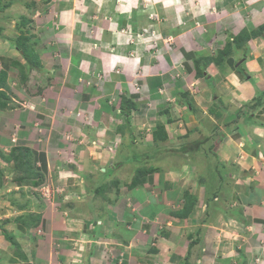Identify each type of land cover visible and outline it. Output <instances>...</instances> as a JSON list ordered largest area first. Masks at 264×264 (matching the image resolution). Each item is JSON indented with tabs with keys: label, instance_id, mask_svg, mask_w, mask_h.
Wrapping results in <instances>:
<instances>
[{
	"label": "rangeland",
	"instance_id": "374dc122",
	"mask_svg": "<svg viewBox=\"0 0 264 264\" xmlns=\"http://www.w3.org/2000/svg\"><path fill=\"white\" fill-rule=\"evenodd\" d=\"M13 2L0 0V14L6 13L7 24L11 22L6 25L5 15L0 16V32H24L45 69L36 75L25 60L19 74L22 68L29 74L12 82L0 77V113L5 110L11 118L7 123L0 114V129L18 143H29L31 134V145L41 151L48 147L50 171H41L34 155L32 160L17 150L3 159L31 191L37 187L38 203L63 197L70 189L75 201L69 213L81 214L86 223L94 213L110 227L131 205L117 183L129 181L137 163L152 166L141 154L158 157L169 147L179 153L182 143L195 138L181 134L193 123L184 110L196 112L192 107L201 92L196 81L188 80L185 65L193 63L183 58L182 49L212 62L228 36L258 31L264 23V8L254 27L242 23L251 17L254 0H21L12 7ZM127 99L139 104L128 117L121 111ZM160 125L169 130L170 141L157 144L152 135ZM128 146L136 164L120 163L119 152ZM76 169L83 174L75 175ZM71 172L75 184L65 186ZM103 184L106 188L96 192Z\"/></svg>",
	"mask_w": 264,
	"mask_h": 264
},
{
	"label": "crops",
	"instance_id": "0c3cea01",
	"mask_svg": "<svg viewBox=\"0 0 264 264\" xmlns=\"http://www.w3.org/2000/svg\"><path fill=\"white\" fill-rule=\"evenodd\" d=\"M14 1L12 7L21 3ZM254 1L251 17L242 19L249 27L259 22L257 13L264 8L263 0ZM4 15L3 23L10 26ZM10 31L0 32V72L12 82L22 76L25 59ZM182 51L187 61L198 58L194 50ZM185 70L201 91L196 93V112L191 111L194 118L184 110L193 123L181 133L187 138L194 134L187 142L194 143V151L184 152L182 143L179 153L170 147H161L166 152L157 151L158 157L142 153L159 169L134 186V174L117 183L131 205L123 209L122 219L108 220L111 227L94 213L90 223L69 213L75 201L70 189L63 197L38 203L37 187L31 191L3 158L16 148L10 142H16L28 146L38 167L48 173V147L41 151L31 145V134L29 143H18L0 129V264H264V34L234 45L221 62H211L206 78H196L192 65ZM5 112L0 114L8 123ZM129 148L119 152L120 163H135ZM72 172L65 186L75 184Z\"/></svg>",
	"mask_w": 264,
	"mask_h": 264
},
{
	"label": "trees",
	"instance_id": "16d2710c",
	"mask_svg": "<svg viewBox=\"0 0 264 264\" xmlns=\"http://www.w3.org/2000/svg\"><path fill=\"white\" fill-rule=\"evenodd\" d=\"M22 21H26V17H23ZM23 34H24V32L21 31L20 34L14 39V41H15L17 49L20 51L21 55L26 60V62L28 64L27 67L29 68V70L37 69V70L41 71L42 69H45L43 67V65L40 63L38 57L33 53L34 52L33 48L31 47V45H29L30 44L29 40L31 38H29V40H28V39L24 38L25 36ZM263 34H264V25H260L259 28H258V31L253 32L252 30H248L247 34L245 33V34H241L239 36L233 37L232 40L227 41L225 47L220 51V53H219L220 57H216L215 59L212 58V62H216V63L221 62L225 56L229 55L232 52V49H233L234 45L236 47H239V46L243 45L244 42H247V40L252 38V36L253 37L263 36ZM207 60H208L207 57L204 60L201 59V58L192 59V62H193L192 67H193V70L195 72L194 76L196 78H206L207 77V75L204 73V71L207 70L209 64L211 63V62H208ZM16 65H18V63H16ZM24 73H25V70H24V68H22V71H21L20 75H23ZM5 76H6V72L5 71H1L0 72V77H5ZM1 83H4V82H1ZM186 95H188V92L184 93L183 96H186ZM182 103L185 104V105H188V106L191 105V103H188L185 100L182 101ZM138 108H139V104L138 103H136L132 99H127L125 101V103L121 106V111H123L124 114L128 117L129 115H131V113L134 110H137ZM192 108H193V110L195 109L194 105H193ZM153 139H154V141L157 144H159V141H166V140L169 139L168 131H167V129H166V127L164 125H160V127H158L156 129V131H154ZM192 144H190V143L187 144V142L183 143V147H182L183 149L182 150L184 152H186V151L187 152L194 151L193 148H194L195 145H194V143H192ZM20 147H18V149L15 148V150H18L19 154L22 153L24 155V157H26V158H30L31 157L32 158V155H34V153L32 152V150L30 148L22 147V146H20ZM15 150L13 152H15ZM155 156H156V154L154 155V157ZM26 158H25V160H26ZM32 160H33V158H32ZM43 163L45 164L46 161L44 160ZM19 164H21V162ZM158 169L159 168L156 167V166H150V167L141 166V167H138L136 169V174H135V177L133 179L132 185L134 186L136 183H142L143 180L147 178V176H151L154 172L158 171ZM107 172L111 173V167H110V169H107ZM105 188H106V185L103 184V185H101V186L96 188V190H97L96 192H101Z\"/></svg>",
	"mask_w": 264,
	"mask_h": 264
},
{
	"label": "clouds",
	"instance_id": "9594fccd",
	"mask_svg": "<svg viewBox=\"0 0 264 264\" xmlns=\"http://www.w3.org/2000/svg\"><path fill=\"white\" fill-rule=\"evenodd\" d=\"M232 39H233V37H232ZM232 39H231V40H232ZM223 48H224V47H223ZM223 48H222V49H223Z\"/></svg>",
	"mask_w": 264,
	"mask_h": 264
}]
</instances>
